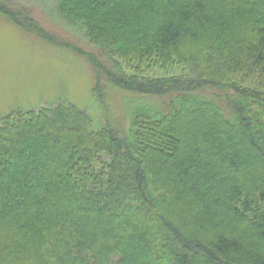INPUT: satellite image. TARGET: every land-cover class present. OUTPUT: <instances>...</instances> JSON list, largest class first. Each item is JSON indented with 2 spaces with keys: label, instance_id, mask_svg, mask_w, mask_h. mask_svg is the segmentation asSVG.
<instances>
[{
  "label": "trees",
  "instance_id": "trees-1",
  "mask_svg": "<svg viewBox=\"0 0 264 264\" xmlns=\"http://www.w3.org/2000/svg\"><path fill=\"white\" fill-rule=\"evenodd\" d=\"M57 1L105 119L0 118V264H264V0Z\"/></svg>",
  "mask_w": 264,
  "mask_h": 264
},
{
  "label": "rangeland",
  "instance_id": "rangeland-1",
  "mask_svg": "<svg viewBox=\"0 0 264 264\" xmlns=\"http://www.w3.org/2000/svg\"><path fill=\"white\" fill-rule=\"evenodd\" d=\"M5 5L19 14L31 17L53 39L39 38L0 14V118L17 109H37L64 101L87 113L94 125L103 121L105 115L92 92L91 67L81 54L79 56L71 50L77 47L80 52L97 55L103 60L98 47L87 41L81 29L72 26L60 15L57 0H8ZM173 63L175 61L155 73L182 72L183 67ZM122 96L112 92L109 99L108 115L111 113L114 120L117 109L120 113L125 104ZM122 117L121 114L119 119ZM114 183L120 184L119 181ZM126 252L121 258H125ZM133 257L141 260L137 255ZM118 259L111 257L110 260L114 264ZM105 260L103 256L91 262L98 264Z\"/></svg>",
  "mask_w": 264,
  "mask_h": 264
}]
</instances>
